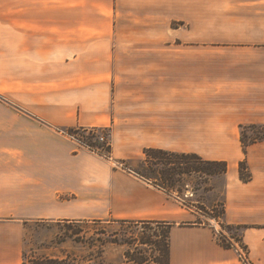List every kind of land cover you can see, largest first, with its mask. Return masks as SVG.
Listing matches in <instances>:
<instances>
[{
  "label": "crops",
  "instance_id": "1",
  "mask_svg": "<svg viewBox=\"0 0 264 264\" xmlns=\"http://www.w3.org/2000/svg\"><path fill=\"white\" fill-rule=\"evenodd\" d=\"M0 96L26 112L0 113V264H23L14 218L172 223L171 264H243L134 173L149 149L226 162L196 203L223 184L222 223L264 264V141H241L264 127V0H0ZM63 128L107 130L111 157Z\"/></svg>",
  "mask_w": 264,
  "mask_h": 264
},
{
  "label": "rangeland",
  "instance_id": "2",
  "mask_svg": "<svg viewBox=\"0 0 264 264\" xmlns=\"http://www.w3.org/2000/svg\"><path fill=\"white\" fill-rule=\"evenodd\" d=\"M211 7L216 8V3L213 2ZM207 45L219 46V44ZM0 103V113H8V111L26 113L11 105L3 96H0ZM61 132L75 140L67 134L69 132L68 129L63 128ZM107 134L109 133L106 132L105 135ZM253 134L251 131L250 135L253 136ZM102 136L104 135L99 132V138ZM105 138L106 141L101 143L107 144L109 136L107 135ZM75 141L81 147H84L79 141ZM99 151L103 152L100 149ZM156 157L161 160L154 161L155 166L151 167L143 162L131 163L129 166L135 171H133L134 173L153 178L155 184L174 190L187 207V210L191 209L195 212L203 213L206 219L199 220L197 223L202 225L206 223L208 225L209 221H212L220 232L224 231L225 235L223 234L222 236L225 239L228 236L234 239L241 237L240 230L229 229L221 221L224 211L223 184L219 185L220 195L216 207L213 209L205 207L201 203L196 202L211 198V195L206 198V193L213 189L212 185H210V177L182 173L176 174L172 183L171 180H167V177L170 172H173L168 160L173 159L160 155ZM117 166L123 169L128 168L125 164L120 165V163ZM3 222L15 224L19 228V233L21 232L23 238V264L30 263L38 258H70L74 264H132L128 263L125 257L128 251H131L135 257L149 260L150 264H153L155 256L159 255L158 244L161 241L163 231V227L156 224H109L101 221L65 223L44 219L27 220L20 218ZM219 241L222 240L219 239Z\"/></svg>",
  "mask_w": 264,
  "mask_h": 264
},
{
  "label": "trees",
  "instance_id": "3",
  "mask_svg": "<svg viewBox=\"0 0 264 264\" xmlns=\"http://www.w3.org/2000/svg\"><path fill=\"white\" fill-rule=\"evenodd\" d=\"M252 130L254 131L253 136L247 133L248 131L247 128H245L242 132L241 141L245 148V151H246V148L249 147L250 145H254L256 143L264 141V127H259V128L252 127ZM68 131L69 132L67 134L69 136L79 141L87 149H90L91 151L98 153L99 155L105 158L111 157L112 146L110 143V139H111L110 134H107L109 136V140L107 144L101 143L99 140V132H101L106 137L107 135L105 134L106 132H108L107 130L77 128V129H68ZM99 149L103 150V152L99 151ZM158 155L167 156L173 159V160H168L169 161L168 164L169 166L172 167L173 172H170L167 177L168 178L167 180L169 181L171 180L172 183L175 180L176 174L178 175L182 173L188 174V175L199 174L202 176L212 177V176L225 175L228 172V164L226 162L204 161L202 158L194 154L179 155V154H171V153L164 152L161 150H153V149H149L146 151V160H145L146 165L151 166V167L155 166L154 161L161 160L156 157ZM136 174L147 179L148 181H151V182L154 181L153 178H148L140 173H136ZM240 177L243 182H249L252 179V175L250 174L248 170L246 161L240 164ZM160 187L167 191H172V189H167L164 186H160ZM223 214H224V211H223ZM65 223H76V222L66 221ZM116 223L118 224L119 223L120 224H143V225L156 224L158 226H162L163 227L162 228L163 229L162 238H161L160 243L158 244L159 255L155 256V260H153V264H171V230L175 226L174 224L167 223V222H148V221H142V222L115 221L109 224H116ZM224 226L228 227L225 224ZM228 228L230 229L232 227H228ZM232 229L239 230L238 228H232ZM235 241L237 243H240L241 246L245 247L242 244L241 237L240 238L236 237ZM220 243L225 248H233V246L227 243L225 240L220 241ZM125 257L128 260V263H132V264H150L151 263L149 260H142L139 257H135V255L131 251L126 252ZM24 264H74V262L70 258H66V259L38 258V259L32 260L30 263H24Z\"/></svg>",
  "mask_w": 264,
  "mask_h": 264
},
{
  "label": "built area",
  "instance_id": "4",
  "mask_svg": "<svg viewBox=\"0 0 264 264\" xmlns=\"http://www.w3.org/2000/svg\"><path fill=\"white\" fill-rule=\"evenodd\" d=\"M99 140H100V142H105L106 138H105V136H102V137L99 138ZM223 234L225 235L224 231L220 232L219 229L217 228L218 239L225 240L227 243L231 244L233 246V248H236L238 253H239L240 259L243 262V264H252V262L249 259L248 250L245 247L241 246L239 243H237L233 238H231L229 236L225 239L222 236Z\"/></svg>",
  "mask_w": 264,
  "mask_h": 264
}]
</instances>
